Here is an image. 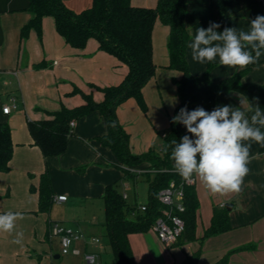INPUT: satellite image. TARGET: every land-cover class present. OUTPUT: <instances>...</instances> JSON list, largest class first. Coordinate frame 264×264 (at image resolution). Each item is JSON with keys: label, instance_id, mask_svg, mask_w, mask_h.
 <instances>
[{"label": "crops", "instance_id": "crops-1", "mask_svg": "<svg viewBox=\"0 0 264 264\" xmlns=\"http://www.w3.org/2000/svg\"><path fill=\"white\" fill-rule=\"evenodd\" d=\"M213 1L189 2L186 25L190 41L197 28H207L210 22L219 23L221 27L217 31L220 32L225 27L247 31L252 19L264 15V0H241L243 8L239 13L215 18L217 9ZM64 2L75 11L93 4V0ZM158 2L132 0L134 6L144 7H155ZM35 16L30 0H0V123L10 125L14 142L10 168L0 173V214L9 211L20 214L13 232L0 231V264H54L52 257L60 258L63 254L59 237L50 232L51 223L55 221H73L68 227L84 235L73 241L70 253L84 257L85 253L94 252L103 264V255L112 250L110 240L106 243L102 238L106 232L105 190L108 185L125 178L123 170L113 164L117 161L114 152L99 141L108 131L106 119L98 110L76 119L67 150L48 158L34 143L29 123L47 118L50 112L63 106L75 108L84 104V94L101 102L105 95L100 87L120 84L129 68L113 54L102 50L95 38L83 48L73 47L58 32L51 15L43 17L42 31L38 32L30 25ZM169 34L170 27L157 19L152 33L156 74L143 88L147 109H142L134 97L117 109L119 120L130 135L131 150L136 154L162 144L164 134L171 128L170 116L180 102L174 78H181L182 72L170 67ZM187 59L194 75L208 72L215 82L230 77L239 69L221 66L219 57L203 64L193 61L190 49ZM243 81L264 83V64L248 71ZM210 95L209 84L199 83L191 95V110L203 107L210 112L217 106L231 105L245 111L250 107L248 100L237 92L219 93L214 105H202V100ZM12 98L16 99L18 107L5 113L3 107L12 105ZM261 147L252 142L250 172L244 178L240 194L212 195L196 177L200 200L196 240L165 245L153 227L146 232L130 234L137 263L182 264L187 255L202 249L197 264H218L226 256V264H264V153ZM46 169L51 175L55 198L66 195L67 200H54L52 209L42 212L39 194L33 188L39 187ZM123 186L122 193H128L127 200L133 205L130 192L136 190V186L127 180ZM146 202L138 201L134 205ZM228 204H233L229 210L233 228L203 239L212 223L214 210ZM17 232L23 233L21 244L13 242ZM92 237H99L100 243L93 242ZM246 245L250 247L241 248Z\"/></svg>", "mask_w": 264, "mask_h": 264}, {"label": "trees", "instance_id": "trees-1", "mask_svg": "<svg viewBox=\"0 0 264 264\" xmlns=\"http://www.w3.org/2000/svg\"><path fill=\"white\" fill-rule=\"evenodd\" d=\"M191 0H159L155 7L134 6L132 0H93L91 7L81 11L70 8L64 0H30L36 13L31 26L41 33L42 19L46 15L55 18L58 32L73 47L83 48L91 38L98 40L100 48L116 56L126 64L129 71L118 85L100 87L104 92L101 102L92 95L84 94L86 102L78 107L50 112L49 117L30 121L29 129L34 143L38 145L46 158L59 156L68 148V139L72 132L71 123L94 110L100 111L107 122L108 131L99 137V141L109 147L116 155L113 164L122 169L125 178H138L139 173L132 168L146 169L143 175L149 184L147 210L141 211L123 197L117 188V182L106 187L105 226L115 257L114 264H138L131 242L130 234L146 232L153 227L158 218L163 216L166 206L159 199V192L175 182L185 193L184 212L179 213L185 220V230L178 243L185 244L197 239V213L200 200L195 185L183 184V179L174 171L170 159L172 141L180 142L181 137L190 135L182 124L172 123L181 108L191 111L193 89L201 82H207L211 95L202 100V105L212 106L219 93L231 95L237 92L243 95L250 107L246 115L254 113L258 100L264 111V83L244 82L243 77L252 68L264 64V55L254 63L239 68L230 77L220 82L212 81L208 72L196 76L191 72L187 59L186 44L190 42V32L186 25L188 4ZM217 9L215 18H227L239 13L243 5L241 0H214ZM157 19L170 27L168 47L170 67L182 72L181 78H174L180 102L170 116L171 128L157 148L141 154L133 153L130 147V135L121 124L117 109L127 99L134 97L142 109H147L143 88L156 74L157 65L153 58L152 33ZM254 55V53H253ZM113 123L115 127H113ZM264 131V129H261ZM14 152L11 127L0 123V173L9 170ZM264 153V147H261ZM39 194V210L49 212L55 200L51 175L48 169L41 175L39 187L33 188ZM233 228L230 211L227 207L216 208L210 227L203 239L227 232ZM246 245L241 248H249ZM202 254L199 249L187 255L182 264H197ZM226 256L218 264H226Z\"/></svg>", "mask_w": 264, "mask_h": 264}, {"label": "clouds", "instance_id": "clouds-1", "mask_svg": "<svg viewBox=\"0 0 264 264\" xmlns=\"http://www.w3.org/2000/svg\"><path fill=\"white\" fill-rule=\"evenodd\" d=\"M220 27L210 22L207 28L196 29L194 38L186 44L193 61L203 64L219 57L221 66L244 68L264 55V15L252 19L247 31L237 27L217 31ZM172 123L184 125L191 134L181 137L180 142L172 141L174 171L184 181L198 177L212 195L240 194L250 172L252 142L264 147V111L258 100L250 118L240 107L231 105L217 106L210 112L203 107L189 111L185 106ZM19 218L16 212L0 214V231L13 232ZM22 240L23 233L17 232L13 242L21 244Z\"/></svg>", "mask_w": 264, "mask_h": 264}, {"label": "built area", "instance_id": "built-area-1", "mask_svg": "<svg viewBox=\"0 0 264 264\" xmlns=\"http://www.w3.org/2000/svg\"><path fill=\"white\" fill-rule=\"evenodd\" d=\"M12 105H5L3 111L5 113H10L13 108H17L18 104L16 99L12 98ZM74 125V121L71 123ZM166 134H164V137ZM135 172H138L139 175H143L146 172V169L142 168H132ZM196 177H193L190 181H184L183 184L186 185H195ZM123 197L128 198V193L124 192ZM160 201L166 206L163 212V216L157 219L153 228L157 231V234L161 241L168 245H175L178 243L179 238L185 230V220L179 214L184 212L186 209L184 200L185 193L182 187L177 188L175 182H172L169 187L162 189L159 192ZM58 201L67 200L66 195H59L55 198ZM138 209L141 211L147 210V203H142L138 206ZM50 232L52 236H58L62 246V253L69 254L71 252L72 243L75 240L81 239L84 237L83 233L80 231L74 230L71 227H68L60 222H52L50 226ZM91 240L96 243H100L99 237H92ZM84 259L89 264H101L99 261V255L94 252H87L84 255Z\"/></svg>", "mask_w": 264, "mask_h": 264}, {"label": "rangeland", "instance_id": "rangeland-1", "mask_svg": "<svg viewBox=\"0 0 264 264\" xmlns=\"http://www.w3.org/2000/svg\"><path fill=\"white\" fill-rule=\"evenodd\" d=\"M124 179L127 181H130L133 186H136L135 187L136 190H133L130 192V195H131L130 202L135 204L138 201L139 202L148 201L149 184H148L146 177L144 175H138L137 179H135V178H124ZM124 179L122 178V179L118 180L117 185H116L120 192H123V190H124V186H123L124 181H125ZM72 223H73V221L71 223L68 221L63 222V224L66 226H68L69 224H72ZM102 238L104 239V241L106 243L109 242L107 232L102 234ZM164 244L166 245V243H164ZM56 247L58 248L59 245H56ZM58 253L61 254V252H58ZM61 255L62 256L60 258L52 257L54 264H89L88 262L85 261L83 256H79V255H76L73 253H70L67 255H63V254H61ZM114 263H115L114 254H113L112 250H109L103 255V264H114Z\"/></svg>", "mask_w": 264, "mask_h": 264}, {"label": "water", "instance_id": "water-1", "mask_svg": "<svg viewBox=\"0 0 264 264\" xmlns=\"http://www.w3.org/2000/svg\"><path fill=\"white\" fill-rule=\"evenodd\" d=\"M227 208H228L229 210H231V209L233 208V204H228V205H227Z\"/></svg>", "mask_w": 264, "mask_h": 264}]
</instances>
